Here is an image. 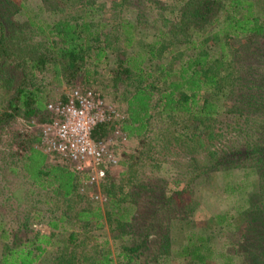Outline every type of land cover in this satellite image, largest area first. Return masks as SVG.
Listing matches in <instances>:
<instances>
[{"label": "trees", "instance_id": "trees-1", "mask_svg": "<svg viewBox=\"0 0 264 264\" xmlns=\"http://www.w3.org/2000/svg\"><path fill=\"white\" fill-rule=\"evenodd\" d=\"M175 1L172 11L176 7ZM125 2L121 0L118 3ZM0 3V132L18 116L35 124L49 122L51 117L46 112V105L50 88L73 82L88 66L98 63L106 66L108 63L109 82L114 86L113 99L124 104L126 121L122 130L126 134V142L147 140L146 133L153 124H159L160 127L153 132L157 153L161 156L160 151H166L171 143L181 153L190 155V172L187 171L184 177L190 187L183 188H189L188 193L192 196L196 191L204 192L201 181L205 176L208 179L213 163L219 164L221 160L218 162L216 158L211 164L200 163L194 156L208 151L223 135L220 127L217 128L216 115L221 111L240 113L236 108L237 101L230 105L232 110H226V104L232 97L236 98L234 90L242 85L241 74L245 70L239 64V55L244 53V58L251 57L246 54L250 52L249 45L254 46V52H251L254 55L264 49V42L263 46H257V37L264 36V0H187L186 12L176 7V11L181 12L177 24L168 29L161 24L155 36H151L144 45L138 44L137 29H142L137 26L149 18L143 19L138 13L134 18H125V11H120L118 5L108 18L100 20L87 15L77 21L32 20L24 11L21 23L12 21L10 17L16 13V8H22V4L14 7L7 0L4 3L0 0ZM203 10L206 13H201ZM145 28L143 33L151 35L152 31ZM32 32L44 40L42 49L32 50L24 41ZM134 43L136 51L127 52ZM233 43L243 45V49L234 48L233 51ZM155 59L159 62H153ZM64 97L65 94L60 99ZM260 109L264 116V102ZM243 126H246L245 120ZM229 128L233 130L231 134L235 132V138L240 134L241 127L237 124L226 126L227 134ZM107 130L108 125L96 126L92 139H101ZM248 144L245 142L241 146ZM246 148L238 152L230 150L227 159L247 157L241 161L245 165L239 169L249 170L252 174L259 172L264 177V148ZM22 161L21 170L32 186L48 190L54 197L71 198L82 182L81 177L68 169L64 162L50 160L32 148ZM226 166L218 170L228 171ZM117 167L128 170L132 165L119 159L118 164L107 169L106 174ZM122 174L125 175L126 171ZM196 181L199 182L194 184ZM162 189L165 190L164 184ZM252 199L248 196L243 200L247 204ZM100 208L98 205L89 208L87 204L86 208L77 211L74 221L83 229L89 225L99 229L103 218L108 221L109 217H114L116 226L121 227L133 212L130 204L115 201L107 203L103 214ZM191 208L195 210V205ZM253 209L249 207L247 211L262 213L258 207ZM251 212L245 214L250 216ZM192 213L188 210L186 216L190 218ZM232 219L229 214L212 217L213 223L222 229L230 227ZM57 222L47 223L50 230L57 228ZM0 239V264H36L43 259L45 246L52 245L49 237L37 233L27 237L11 236L1 224ZM76 240L78 243L71 246L73 252L60 248L56 256L48 259V264H78L80 258L75 257L74 253H78L74 248L83 247L85 238L70 232L65 242L70 245ZM207 240L202 230L190 236L184 234L177 244V255L204 263L205 259L213 256ZM138 247L132 250L123 248L128 254H120L121 259L126 263H136ZM98 253L93 264H115L109 258L108 250L100 248Z\"/></svg>", "mask_w": 264, "mask_h": 264}, {"label": "rangeland", "instance_id": "rangeland-1", "mask_svg": "<svg viewBox=\"0 0 264 264\" xmlns=\"http://www.w3.org/2000/svg\"><path fill=\"white\" fill-rule=\"evenodd\" d=\"M4 1L2 0L3 3ZM7 1L14 7L22 4V8H16V13L10 17L12 21L17 20L21 23L24 21L21 16L24 11L32 20L77 21L83 15L100 20L108 18L118 5L120 11H125L123 14L125 18H134L137 13L141 14L143 19L149 18L146 23L137 26L142 29H137L140 45L149 42L148 39L155 36L161 24L166 26V29L176 25L178 14H181L179 10L176 11V7L186 12L184 8L187 2V0H126L120 4L118 2L121 0ZM174 1L176 7L172 11ZM0 6L2 7V4ZM201 13L206 11L203 10ZM167 15L169 16L166 17ZM144 27L152 31L151 35L143 33ZM24 41L32 50L43 48L44 40L35 32ZM263 42L264 36L257 37V46H263ZM136 47L134 43L127 48V52H135ZM232 48L233 51L234 48L242 50L243 45L233 43ZM249 50L250 52L246 54L252 55L251 57L246 59L243 57L244 53L239 55L241 56L239 64L245 70L241 74L242 85L234 90L233 96L236 98L232 97V103L226 104V110H232L230 105L237 101L236 108L240 113H235V110L232 111L233 114L221 111L216 115L217 128L220 127L223 135L214 141L209 149L207 148L208 151L194 156L200 163L211 164L216 158L221 160L219 164L213 163L214 167L210 170L208 179L205 176L201 181V189L205 193L196 191L192 196L188 193L189 188H183L190 187L184 177L189 170V164L192 163V157L181 153L171 143L168 144L166 151H160L159 156L153 132L160 125L153 124L145 135L147 140H128L120 146L118 158L130 162L132 167L128 170L123 167L114 168L98 183L94 190L104 199L102 203L88 198L86 193L90 188L83 183L85 180L83 176L71 198L54 197L48 190L34 188L23 175L22 160L35 143L36 136L31 130L30 120L18 116L9 127L0 132V224L3 229L14 237H27L37 233L50 238L52 245L45 246L43 259L36 264H48V259L56 256L60 248L66 249L69 253L73 252L71 246L78 242L76 240L67 245L65 239L70 232L85 238L83 247L74 248L78 253H74L75 257L80 258L78 264H93L98 258L100 248L108 250L109 258L115 264H264V177L259 172L252 174L249 170L239 169L245 165L241 161L247 157L227 159L230 150L238 152L248 146L259 150L264 148L262 119L264 116L260 109L264 102L262 57L264 49L258 51L256 55L251 53L254 52L253 45H249ZM111 55L112 53L109 56ZM110 60L108 62H111ZM160 61L162 62V59ZM153 62L159 61L155 59ZM108 66V63L106 66L100 63L88 66L87 70L80 73L73 82L50 88L47 105L59 100L72 85L81 84L98 90L107 101L123 113L124 104L113 99L114 86L109 82ZM234 124L241 127L236 138L235 132L231 134L233 130L230 128L228 134L226 133V126L232 127ZM148 141L150 142L147 143ZM245 142H249L248 146L242 147ZM148 160L151 162L146 163ZM222 166L229 170L219 171ZM124 170L125 175L122 174ZM181 171L183 173L180 176ZM163 184L165 190L162 189ZM178 193L181 194L178 196ZM248 196H252V202L245 204L243 199ZM79 197L81 198L78 200ZM110 201L121 202L123 205L130 204L133 207L128 222L122 223L121 227L116 226L114 217H109L108 221L103 218L102 227L99 229H94L91 225L83 229L81 224L74 221L77 211L86 208L87 204L89 208L96 205L102 207L100 209L103 214L105 206ZM193 205L195 210L191 208ZM249 207L252 209L258 207L262 213L247 211ZM188 210L193 212L190 218L186 216ZM250 212V216L245 214ZM220 214L233 216L229 221L230 227L222 229L213 223L212 217ZM52 221H58L55 230H50L47 225ZM201 230L208 238L213 256L205 259L204 263L187 256H178L177 244L182 241V236L184 234L190 236ZM85 231L86 233H83ZM138 246L140 249L135 258L136 263H126L121 259L120 254H128L123 248L132 250Z\"/></svg>", "mask_w": 264, "mask_h": 264}, {"label": "built area", "instance_id": "built-area-1", "mask_svg": "<svg viewBox=\"0 0 264 264\" xmlns=\"http://www.w3.org/2000/svg\"><path fill=\"white\" fill-rule=\"evenodd\" d=\"M51 117L42 124L30 123L36 139L32 149L50 160L64 162L68 169L85 178L86 195L97 203L104 199L94 190L106 171L118 164L117 152L127 138L122 130L126 116L101 93L74 84L63 99L48 104ZM98 125H108L101 139H92Z\"/></svg>", "mask_w": 264, "mask_h": 264}]
</instances>
